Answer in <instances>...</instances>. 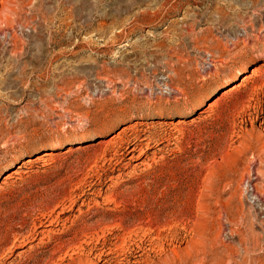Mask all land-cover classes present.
I'll list each match as a JSON object with an SVG mask.
<instances>
[{
	"label": "rangeland",
	"instance_id": "rangeland-1",
	"mask_svg": "<svg viewBox=\"0 0 264 264\" xmlns=\"http://www.w3.org/2000/svg\"><path fill=\"white\" fill-rule=\"evenodd\" d=\"M36 1L0 33V264H264V0Z\"/></svg>",
	"mask_w": 264,
	"mask_h": 264
},
{
	"label": "bare ground",
	"instance_id": "bare-ground-1",
	"mask_svg": "<svg viewBox=\"0 0 264 264\" xmlns=\"http://www.w3.org/2000/svg\"><path fill=\"white\" fill-rule=\"evenodd\" d=\"M29 1H31V0H29ZM63 1V0H62ZM71 0H64L63 2H64V4L65 3H68V2H70ZM43 0H37L36 1V4L34 5V7H35V12L37 13V15H39V16H41V17H44V15H45V13H46V10H44V4H43ZM63 2H62V4H63ZM25 3H24V0H0V33L3 35V34H5V33H8V35H9V38H7L8 40L7 41H9V39H10V41H11V43L10 44H12V46L14 45V47H17V42L19 41V44H23V42L21 41V37L19 38V34L17 35V33L15 32V30H14V28L16 27H14L13 25L15 24H13V22H16L17 24H18V18H19V11H20V6H23ZM29 4V2L27 3V5ZM22 9V8H21ZM34 12V11H33ZM54 15V14H53ZM25 16V15H24ZM57 16V15H56ZM24 18V17H23ZM22 18V19H23ZM26 18V17H25ZM13 24V25H12ZM186 31V30H185ZM77 34V33H76ZM6 35V34H5ZM4 35V36H5ZM260 36V35H259ZM3 37V36H2ZM6 37V36H5ZM8 37V36H7ZM50 38H49V40L50 39H52L51 37L52 36H49ZM4 38V37H3ZM6 40V39H5ZM1 42V41H0ZM47 42H49V41H47ZM50 42H52L53 43V41H50ZM9 43V42H8ZM51 44V43H50ZM6 47V46H5ZM46 47H48V46H46ZM52 47V46H51ZM66 47V46H65ZM14 49V48H13ZM11 50V49H10ZM20 50H22L21 48L18 50V48H16V54H17V56H21L22 54H25L24 52H22V51H20ZM11 51H13L14 52V50H11ZM70 52V51H69ZM67 53V52H66ZM43 54V53H42ZM18 58H20V57H18ZM38 58V56H34V59H37ZM1 59V58H0ZM17 59V58H16ZM3 61V60H2ZM16 61H18V59L16 60ZM21 61V60H20ZM1 63V62H0ZM14 63V62H13ZM5 67V66H4ZM258 69V68H257ZM259 70H252V73L250 72V74H248V75H246V76H244V78L240 81V82H238L239 84H231L230 86H228V87H230V88H225L226 90H223L222 92H221V94L218 96L219 98H216L215 100H214V102H217V101H220V99H222L224 96H226L227 94H229V93H233V91H234V89L237 87V86H241V82L243 81V80H245L246 79V77H249L250 78V76H255L256 74H257V72H258ZM234 85V86H233ZM212 103V102H211ZM202 105V103L201 102H199V103H197V104H195L194 106H193V108L192 109H197V108H199L200 106ZM145 139V138H144ZM135 144V143H134ZM263 145V144H262ZM52 148H49V150H45L44 152H42V153H44V154H42L41 156H38L35 160H37V161H42V162H44L45 160H47V158L50 156V155H52V154H54V150H53V148L55 147V146H51ZM262 148V147H261ZM261 153V152H260ZM263 153V152H262ZM39 155V154H38ZM264 155V154H263ZM257 158H259V157H257ZM260 159V158H259ZM34 160V161H35ZM261 160V159H260ZM32 161V160H31ZM264 161V160H263ZM256 162V161H255ZM250 166V165H249ZM252 166V165H251ZM251 172H255L256 174H255V176H254V178L255 179H257V180H255L253 183H251V188H252V190H253V196L256 198V200L257 201H261V197L262 196H264V185H262V187H260L261 185H259V183H257L258 181H261L260 179H262L261 177L259 178V176H258V174H259V170L258 169H254L253 167L251 168V169H249V174H246L245 176V180L243 181V180H241V181H243V182H247L248 183V181H249V183H250V173ZM264 172V171H263ZM262 176V175H261ZM241 179H243V178H241ZM241 184H243V183H241ZM236 185V184H235ZM240 185V184H239ZM240 193H242V192H240ZM243 201V200H242ZM258 203V202H257ZM245 204V203H244ZM263 204V203H262ZM243 205V204H242ZM253 205V204H252ZM256 207V206H255ZM254 207V208H255ZM73 208V204L71 205V206H68V208H67V210L66 211H68V210H70V209H72ZM64 209H62V211L53 219L52 218V220H49L48 221V223L45 225V227L47 228V226L48 227H50V226H53V225H59L61 222L63 223L64 221H65V218H63L62 216H63V213H64V211H63ZM261 210V209H260ZM256 211V210H255ZM248 212V211H247ZM251 212V211H250ZM246 213V212H245ZM252 213V212H251ZM258 213H260L259 211H258ZM61 214V215H60ZM249 215V214H248ZM255 215H257L256 213H255ZM51 217V216H50ZM251 218V217H250ZM240 219V218H239ZM260 219V218H259ZM246 222V221H245ZM62 225V224H61ZM86 226L85 227H89L88 226V224L86 223L85 224ZM250 225V224H249ZM253 229V228H252ZM263 229V228H262ZM44 232V230H39V231H37V234H42ZM250 232V231H249ZM249 238V237H248ZM93 240H94V235L93 234H90V233H88V232H83V239H82V241H81V243L80 244H82L81 246H77L76 247V249L79 251V253H80V251L82 252V251H84V249H86V247L85 246H87V245H89V244H91V243H93ZM220 243V242H219ZM216 246V245H215ZM228 249V248H227ZM98 249H97V245H94V246H92V248H90V250L89 251H91L90 253H93L94 254V257L92 258V263L91 264H96V263H98L99 261H102V263L101 264H117V260L115 261L114 260V258L112 259L110 256H111V250L110 249H108V251L105 249V250H103V248L102 249H99V251L98 252H96ZM238 250V249H237ZM177 251V250H176ZM201 251V250H200ZM85 252V251H84ZM202 252V251H201ZM227 252V251H226ZM178 253V252H177ZM199 253V252H198ZM122 254V253H121ZM80 255V254H79ZM174 255V254H173ZM177 255V254H176ZM73 258V257H72ZM176 258V257H175ZM221 258V257H220ZM209 259V258H208ZM223 260V259H222ZM137 261L138 260H134V261H132V263H137ZM214 262V261H213ZM211 263V262H210ZM119 264V263H118ZM129 264V263H128Z\"/></svg>",
	"mask_w": 264,
	"mask_h": 264
}]
</instances>
